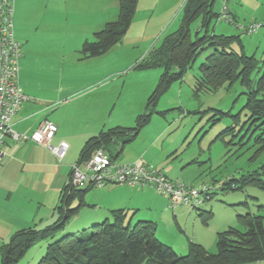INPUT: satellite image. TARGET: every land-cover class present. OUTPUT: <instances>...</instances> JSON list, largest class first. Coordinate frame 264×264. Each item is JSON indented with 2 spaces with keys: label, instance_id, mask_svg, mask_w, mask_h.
Segmentation results:
<instances>
[{
  "label": "crops",
  "instance_id": "obj_1",
  "mask_svg": "<svg viewBox=\"0 0 264 264\" xmlns=\"http://www.w3.org/2000/svg\"><path fill=\"white\" fill-rule=\"evenodd\" d=\"M177 2L138 0L122 40L101 55L87 57L81 53L83 43L92 40L105 23L116 19L117 0H14L13 28L21 47L18 84L25 100L11 119L12 129L28 134L47 119L57 126L52 144L67 141L69 148L57 160L42 144L30 140L14 142L9 136L4 137L6 155L0 164V246L15 232L43 228L59 216L63 196L70 192L71 166L80 159L84 143L89 137L117 126L115 111L121 95L115 89L119 82L126 83L133 68L130 53L137 42L158 36V30L134 32L135 26L140 27L138 11L147 4L166 3L171 7ZM144 29L143 23L139 30ZM123 73L124 77L118 78ZM155 83L156 79L144 80L137 94L124 97L121 107L126 109L125 113L136 116L144 111L145 100ZM162 136L163 130L156 132L142 155L130 158L124 155L122 160L114 158L115 161L129 163L141 158L169 178L175 176L174 165L165 166L159 158L163 149H151ZM123 147L121 154L126 146ZM84 195L85 201L99 206L90 217L91 223L109 218L111 210L125 208L139 219L156 218L159 225L168 206L167 200L149 187L90 186ZM77 201V197L70 199L69 207H77ZM177 208L180 213L191 214L185 207L177 206L171 209L174 217ZM74 218L75 215L69 225H75ZM155 233L159 240L173 246L169 235L161 236L157 228Z\"/></svg>",
  "mask_w": 264,
  "mask_h": 264
},
{
  "label": "rangeland",
  "instance_id": "obj_2",
  "mask_svg": "<svg viewBox=\"0 0 264 264\" xmlns=\"http://www.w3.org/2000/svg\"><path fill=\"white\" fill-rule=\"evenodd\" d=\"M177 1L176 6L171 7L166 3L147 4L137 13L138 23L141 29L144 23L145 29L139 30L140 27L135 26L134 32L149 33L155 30L159 32L152 40L137 42L133 53H130L129 59L132 61L130 65H133V68L127 75L126 83L123 85L119 82L115 89V92L121 95L115 111L117 126H135L137 116L143 111L136 116L125 113L126 109L121 107L122 99L137 94L139 85L144 80L156 79L157 83L163 72L162 67L142 69L135 68V65L157 45L161 36L179 28L184 0ZM228 5L239 23L245 25L257 21L262 24L252 34L242 32L235 23L218 18H213L208 26L209 33L216 35L239 34L242 46L234 44V50L254 55L259 60V67L251 75V85L245 86L238 79L224 83L214 91L197 90L195 80L199 76V65L212 52L211 47H206L186 69L183 76L173 81L156 104L150 106L152 113L149 122L140 129L134 139L125 144L124 154L116 157L117 160H122L124 155V158L142 155L150 138L163 130L162 138L154 142L151 149L153 151L163 149L164 154L161 153L163 155L159 158L165 166L174 165L175 176H171L173 180L193 185L214 183L216 187L229 178L240 182L249 175L264 181V149H260L261 141H256L261 131L258 128L254 129V126L249 128L248 112L244 108L246 93L256 86L264 68V0H229ZM220 8L221 0H216L213 10L219 13ZM198 26V20L191 24L192 38ZM204 32L205 28L200 29L199 36ZM124 75L125 73L119 74L118 78ZM226 128L231 130L224 136H219ZM216 192L211 199L203 202L200 210H189L191 212L189 215L180 213L178 207L174 217L171 208L167 206L166 213L161 216V220L159 219V225L155 221L156 218L139 219L124 208L123 210L127 212L125 220L131 223L138 220L154 222L158 233H162L161 236L169 235L173 246L167 245L180 256L188 252L189 240L201 244L209 253H215L219 232L229 227L242 228L237 219L238 215L249 212L264 216L263 189L249 184L238 189ZM84 199L85 195L81 201L79 199L77 201L79 206L74 214L75 225L73 224L76 229L89 227L92 224L90 217L99 207L92 206ZM44 243L39 241L30 247L17 264H35L44 253L46 246ZM250 264H264V260Z\"/></svg>",
  "mask_w": 264,
  "mask_h": 264
},
{
  "label": "trees",
  "instance_id": "obj_3",
  "mask_svg": "<svg viewBox=\"0 0 264 264\" xmlns=\"http://www.w3.org/2000/svg\"><path fill=\"white\" fill-rule=\"evenodd\" d=\"M137 1L117 0L116 19L105 23L102 29L94 33L92 40L83 43L82 55H101L120 42L130 27ZM215 1L184 0L179 28L161 36L157 45L135 65V68L142 69L163 68L147 97L144 111L136 118L135 126H114L89 137L80 151L78 162L88 159L96 148L105 149L114 136L125 135L130 140L134 139L150 120V106L156 104L173 81L183 76L206 47H211L212 52L199 65V76L195 80L197 90L214 91L224 83L238 79L245 86L251 85V75L259 67V60L254 55L234 50V44L242 46L240 35L209 33L210 21L218 18V12L213 10ZM231 11L234 22H238ZM196 20L199 26L192 38L191 24ZM202 28H205V32L199 36ZM244 108L248 112L249 128L254 126V129L261 131L256 141H261L260 149H264V68L256 86L246 93ZM229 130L231 128H226L219 136H224ZM210 184L214 189L205 200L211 199L217 190L238 189L249 184L264 190V181L251 175L240 182L229 178L218 187ZM86 189H75L68 185L70 192L63 196L56 220L40 229L28 228L15 232L0 246V264H17L30 247L42 240L48 242L35 264H250L264 260V216L261 214L247 212L238 215L242 228L229 227L219 232L215 253H209L201 244L189 240L188 252L180 256L156 237L154 222L126 221L123 209L111 210L110 219L94 222L86 228L76 229L69 225L78 208L69 207L70 199L77 197L81 201Z\"/></svg>",
  "mask_w": 264,
  "mask_h": 264
},
{
  "label": "built area",
  "instance_id": "obj_4",
  "mask_svg": "<svg viewBox=\"0 0 264 264\" xmlns=\"http://www.w3.org/2000/svg\"><path fill=\"white\" fill-rule=\"evenodd\" d=\"M229 0H221L218 19L235 23L242 32L252 34L262 24L256 21L248 24L234 22L228 7ZM14 0H0V164L6 155L3 139L9 136L14 142L30 140L46 146L61 160L69 148L67 141L52 144L57 126L44 119L30 133H20L12 129L11 119L25 100L18 84L21 47L13 28ZM125 184L153 188L164 197L168 207L183 206L187 210L199 209L214 186L210 183L186 184L169 178L154 165L137 158L129 163H118L103 148H96L90 157L71 166L70 185L76 189L90 186Z\"/></svg>",
  "mask_w": 264,
  "mask_h": 264
},
{
  "label": "water",
  "instance_id": "obj_5",
  "mask_svg": "<svg viewBox=\"0 0 264 264\" xmlns=\"http://www.w3.org/2000/svg\"><path fill=\"white\" fill-rule=\"evenodd\" d=\"M128 136H114L110 143L106 146V151L113 157L116 158L123 151V146L129 141Z\"/></svg>",
  "mask_w": 264,
  "mask_h": 264
}]
</instances>
